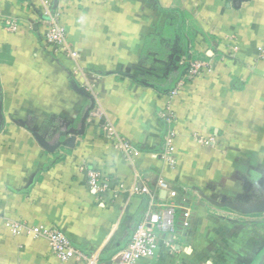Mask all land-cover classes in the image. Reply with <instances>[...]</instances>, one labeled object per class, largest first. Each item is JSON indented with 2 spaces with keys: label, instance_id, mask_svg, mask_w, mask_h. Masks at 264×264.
Segmentation results:
<instances>
[{
  "label": "crops",
  "instance_id": "1",
  "mask_svg": "<svg viewBox=\"0 0 264 264\" xmlns=\"http://www.w3.org/2000/svg\"><path fill=\"white\" fill-rule=\"evenodd\" d=\"M52 18L75 58L47 46ZM261 49L264 0H0V264H89L60 262L47 240L12 235L14 222L56 227L111 264L149 206L139 179L158 204L176 192L174 232L139 264H264V212L220 206L264 200ZM195 59L210 67L187 82ZM71 81L95 105L74 147L49 153L30 130L52 143L79 127L90 102ZM170 131L174 164L160 157Z\"/></svg>",
  "mask_w": 264,
  "mask_h": 264
},
{
  "label": "built area",
  "instance_id": "2",
  "mask_svg": "<svg viewBox=\"0 0 264 264\" xmlns=\"http://www.w3.org/2000/svg\"><path fill=\"white\" fill-rule=\"evenodd\" d=\"M231 1V0H228ZM5 27L10 32H17L20 25L14 20H6ZM44 32L42 33L43 39L54 53L64 55L68 58H75L76 52L70 50L65 39V29L52 18L42 23ZM259 56L264 60V49L260 50ZM210 66L203 59H195L189 62L185 81L190 82L199 76L203 71H208ZM182 84H177V87L170 92V96H176L182 89ZM180 87V88H179ZM96 112V111H95ZM97 113V112H96ZM95 113V114H96ZM106 134L108 137L113 136V128L106 125ZM174 133L170 131L164 139V151L160 157L169 164L175 163V149L172 145ZM212 141H205L204 145H211ZM122 147L128 149L130 152L136 154V150L129 144L123 143ZM89 186L95 193H103L107 189L106 182L99 179L96 174L90 175ZM157 187L162 190L168 189V184L159 179ZM168 199L164 203L158 204L156 196L149 188L143 184V181L138 180V186L134 189L135 193L146 195L148 197L149 206L143 218L136 225L129 242L126 247L114 257L111 264H139L142 259H148L155 256L163 235H171L174 232V197L176 192L168 189ZM168 202V206L165 204ZM182 224L185 227L189 226L188 219L190 214L188 211L182 213ZM12 235H20L22 232L33 239H45L48 241L50 251L58 258L60 262H65L70 259L77 261H86L89 264H107L99 262L94 258L87 256L81 249L76 247L66 235L58 228L50 226H26L19 222H14L10 226Z\"/></svg>",
  "mask_w": 264,
  "mask_h": 264
},
{
  "label": "water",
  "instance_id": "3",
  "mask_svg": "<svg viewBox=\"0 0 264 264\" xmlns=\"http://www.w3.org/2000/svg\"><path fill=\"white\" fill-rule=\"evenodd\" d=\"M238 5L242 1L246 0H235ZM71 87L74 91L77 93L83 95L84 97H87L90 104L89 106L85 109V112L83 114V117L80 120V125L77 129L74 130H68L66 132H63L60 137H57L54 142L48 143L39 133H37L34 130H30L36 141L39 143V145L44 148L47 152L49 153H54L56 149H58L60 146H66L69 148H73L75 144V140L77 137L82 136L84 134L85 130V121L89 115V112L94 108L95 101L92 96L87 95L84 91L80 90L78 86L71 81ZM3 125V119H0V126ZM69 136V138H65ZM60 138H65V140L61 141ZM212 202V201H211ZM216 204V203H215ZM218 205V204H217ZM221 207H228L232 210H235L237 212H240L242 214H254V213H263L264 212V200L252 203L251 205L248 206H238V205H233L232 203L229 202H224V204L220 205Z\"/></svg>",
  "mask_w": 264,
  "mask_h": 264
},
{
  "label": "bare ground",
  "instance_id": "4",
  "mask_svg": "<svg viewBox=\"0 0 264 264\" xmlns=\"http://www.w3.org/2000/svg\"><path fill=\"white\" fill-rule=\"evenodd\" d=\"M163 180V179H162ZM164 181V180H163ZM167 183V182H166Z\"/></svg>",
  "mask_w": 264,
  "mask_h": 264
}]
</instances>
